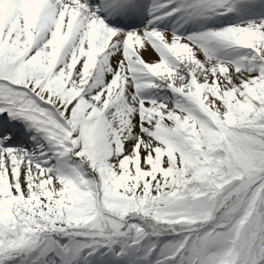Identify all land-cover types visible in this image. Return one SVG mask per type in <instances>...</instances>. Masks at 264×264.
I'll use <instances>...</instances> for the list:
<instances>
[{"label": "snow or ice", "instance_id": "1", "mask_svg": "<svg viewBox=\"0 0 264 264\" xmlns=\"http://www.w3.org/2000/svg\"><path fill=\"white\" fill-rule=\"evenodd\" d=\"M0 264H264V0H0Z\"/></svg>", "mask_w": 264, "mask_h": 264}]
</instances>
